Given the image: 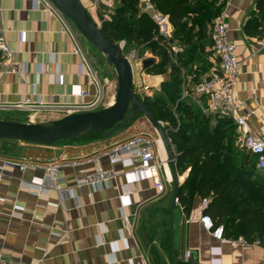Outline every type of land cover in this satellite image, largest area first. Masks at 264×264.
I'll return each mask as SVG.
<instances>
[{"label": "crops", "instance_id": "0c3cea01", "mask_svg": "<svg viewBox=\"0 0 264 264\" xmlns=\"http://www.w3.org/2000/svg\"><path fill=\"white\" fill-rule=\"evenodd\" d=\"M222 1L228 36L242 62L236 101L251 130L264 140V48L258 44L264 38V0ZM78 2L99 27L111 19L118 5V0ZM74 28L50 0H41L38 9L32 0H0V33L15 52L12 68L0 66V113L13 111L14 105L28 97L34 101L40 97L45 107L38 110L63 113V117L89 112L82 106L92 104L99 93L90 77L80 74L81 65L86 67L85 55L83 50L81 55L75 54L82 35ZM176 48L180 51L179 46ZM207 48L212 54L208 58L212 66L206 76L220 68L211 42ZM0 58L1 61V53ZM167 76L146 73L144 81L158 93ZM188 81L190 77L186 86L191 88ZM79 90L88 96H74ZM202 99L206 104L207 98ZM138 135L152 137L157 157L167 159L155 128L143 115L130 125L89 139L81 137L53 146L11 143L15 144L9 145L14 156H0V264H175L170 166L161 171L166 190L160 193L149 173L135 169L138 162L112 166L105 156L107 151ZM97 156L100 160L95 165ZM56 161L75 164L59 173L62 188H74L75 198L66 190H43L37 184L45 179L43 169L21 171L17 167L44 166ZM96 168L114 170L116 175L96 189L76 186L78 178L92 174ZM178 176L182 184L184 179ZM203 214L199 197L189 214L177 204L173 231L178 261L186 262L185 254L190 251V264H264L262 243L247 242L235 230L226 233L224 242L217 241L201 223ZM123 216L129 217V223Z\"/></svg>", "mask_w": 264, "mask_h": 264}, {"label": "trees", "instance_id": "16d2710c", "mask_svg": "<svg viewBox=\"0 0 264 264\" xmlns=\"http://www.w3.org/2000/svg\"><path fill=\"white\" fill-rule=\"evenodd\" d=\"M216 1L206 5L205 1L195 0H153L155 7L170 17L174 28L173 45L180 47L177 54L170 53L159 40L150 42V33L157 29L150 16L139 11L138 0H118L111 19L103 22L101 30L118 47L121 41H126L130 47L147 39L159 61L146 73L168 75L157 95L141 101L164 124L168 138L176 147L178 174L186 162L194 160L179 192V205L184 213L191 212L196 197L209 200L204 215L212 218L215 227L223 226L225 235L235 230L247 242L259 241L264 245V172L258 169L257 158L240 146L238 128L232 119L208 117L191 97L182 98L187 77L191 78L188 84L190 82L193 93L212 66L208 59L212 54L206 51L207 42H211L210 31L225 6L224 3L215 9ZM198 15H202V19L197 20ZM165 98L175 104L173 111ZM141 115L138 112L132 122ZM119 126L121 124L108 132ZM105 132L82 137H97Z\"/></svg>", "mask_w": 264, "mask_h": 264}, {"label": "built area", "instance_id": "2783aa9c", "mask_svg": "<svg viewBox=\"0 0 264 264\" xmlns=\"http://www.w3.org/2000/svg\"><path fill=\"white\" fill-rule=\"evenodd\" d=\"M32 1L35 7L38 9L41 0ZM141 12L148 14L152 19L158 33L157 40L160 41L161 45L169 49L170 53L172 52V54H177L179 50L175 45H173L174 28L171 23L170 17L160 12L155 7L153 0H142ZM67 31H69V28H67ZM228 33V23L224 15H221L216 20L210 31L212 47L219 58L220 68L219 70L217 69L212 71L210 75L205 76L202 81L194 87L193 93L188 91L186 83L183 88L182 98L185 99L191 97L199 106L203 114L208 117L232 119L238 128L240 146L246 153L257 158V167L260 171L264 172V140L259 138L251 130V127L247 121V117L243 115L240 106L236 101V92L238 90L242 75V62L238 58L237 47L229 39ZM258 44L260 47L264 48V38H262ZM119 48L123 56L129 61L131 65L133 72V90L135 95L138 96L141 100L145 98H151L152 87L144 81L146 72L143 70L142 64L143 61L147 59L153 58L156 60V63L159 61V59L151 53H146L142 57H140V55H138L135 51L127 53L125 42L120 43ZM0 53L2 55L0 66L6 67V70L12 68L15 60V52L10 47L3 32L0 33ZM75 54L81 55V50L77 48ZM83 60L86 67L84 68V66L81 65L80 74L84 72L87 76L90 77L93 85L97 86L93 72L88 65V61L85 56ZM74 96L87 97L88 93L79 90L75 92ZM204 97L207 98L206 104H204V101L202 99ZM99 101L100 97L97 96L96 100L92 104L82 106V108L92 111L96 109ZM44 107L45 105L41 101L40 97H38L36 101H34L31 97H28L23 103L14 105V108L19 110L41 109ZM160 123L162 124V126H164L162 122ZM155 148L156 141L152 137L147 135H138L107 151L105 153V156L108 157L112 166H115L117 163L134 165L136 162H138V166H135V169L144 173H149L154 179L156 188L160 193H164L166 190V181L161 175V171L164 168L168 167L169 164L167 163L166 159L160 160L157 157ZM99 160L100 156H97L94 159L95 165L98 164ZM71 165L75 164L67 161H56L47 163L44 166H41L39 164H20L17 165V167L21 171H25L26 169L31 167L43 169L45 171V179L38 181L37 184L43 190L53 188L58 192H62L66 189L62 188L63 183L59 179V173L63 169ZM115 175L116 172L114 170L105 172L100 168H96L92 174L78 178L76 186L79 188L83 186H93L94 189H96V187H100L105 183H108L112 178L115 177ZM66 191L72 197H76L74 188H69ZM78 206L80 207V205ZM208 206L209 200H203V211L206 210ZM123 218L127 223H129L130 219L128 216H123ZM200 221L205 229L209 231L217 241H225V230L223 226L215 227L212 218L204 214L201 217ZM64 238L65 237H63V239ZM191 257L192 253L190 251H187L185 254V261L189 262L191 260ZM1 264L7 263L1 261ZM211 264L217 263L213 262Z\"/></svg>", "mask_w": 264, "mask_h": 264}, {"label": "water", "instance_id": "95a60500", "mask_svg": "<svg viewBox=\"0 0 264 264\" xmlns=\"http://www.w3.org/2000/svg\"><path fill=\"white\" fill-rule=\"evenodd\" d=\"M57 11L68 19L75 28L108 60L118 76V93L115 102L100 111H89L71 114L61 120L29 124L9 122L0 119V140H14L42 146H53L64 140L77 139L99 132L111 131L118 124L130 125L138 112L146 117L155 128L165 149L167 163L170 166L174 193L170 207L172 257L175 264H180L174 248V211L179 201L182 184L176 169L174 149L162 124L154 117L133 90V72L129 61L123 56L120 48L112 43L97 26L78 0H51ZM156 60L143 61V70L148 71Z\"/></svg>", "mask_w": 264, "mask_h": 264}, {"label": "rangeland", "instance_id": "374dc122", "mask_svg": "<svg viewBox=\"0 0 264 264\" xmlns=\"http://www.w3.org/2000/svg\"><path fill=\"white\" fill-rule=\"evenodd\" d=\"M195 1H199V2L205 1L206 5H207L211 2H214L215 0H195ZM138 2H139L138 5L140 6L141 5L140 0H138ZM223 4H224V2L222 0H218V1H216L214 8L218 9V8L222 7ZM139 11L141 12L140 7H139ZM137 17L138 16H136V18ZM128 18H130L129 15H128ZM196 19L197 20L202 19V15H198L196 17ZM215 20H216V17L212 19V24ZM189 25L191 26L192 22L189 23ZM74 31L76 33H78V35L81 34L76 29ZM150 35L152 36L150 42H152V40L156 42L157 38H158V33L154 30L153 32L150 33ZM173 36H174V34H173ZM79 39L80 40H79L78 44L80 46V50H83L82 52L84 53L85 58L88 61V65L90 66V68L93 72L94 78L96 80V83H97V88H98V93H99L98 96L100 97V101H99L98 106L96 107V109H97L96 111L106 109V108L110 107L116 100V96L118 93V86H119L117 73H116L114 67L108 63L107 58L102 53H100L83 35L79 36ZM146 40H143V42L141 44L133 43L130 47L127 46L126 41H121L120 43L125 42L127 53H131V52L135 51L138 55H140V57H142L146 53L153 54L152 49H151L149 43L146 42ZM207 43H210V41ZM207 49L208 48H206V51H207ZM167 78H168V76H167ZM149 82L151 84L152 79H149ZM187 88H188V86H187ZM188 91H191V88H188ZM155 95H157V92L155 90H153L152 91V98ZM165 102L167 105H169V107L171 106L170 110L173 111L172 106L173 105L175 106V104H172L170 102V100H168V98H165ZM176 108H177V105H176V107H174V109H176ZM15 110L16 109H14L13 111L6 112V113H0V117L2 118V120L9 121V122L43 124V123H50V122L58 121V119L61 120V117L65 116V114H63V113L62 114H54L48 110H38V109H27V110L24 109L22 111H15ZM63 118H65V117H63ZM122 125L123 124H121V126ZM121 126H119V127H121ZM106 133H109V132H105L104 134H106ZM104 134H102V135H104ZM66 141H68V140H64L61 142H66ZM61 142H59V143H61ZM11 143H18V141L0 140V156H4V157L14 156V154H15L14 149L9 145H15V144H11ZM173 149H174V153L176 154L177 153L176 147L173 146ZM193 161L194 160H192L191 162H186L181 167V170H179L180 177L182 179H184V182L182 183V185L185 183V181L187 180V178L191 172Z\"/></svg>", "mask_w": 264, "mask_h": 264}, {"label": "bare ground", "instance_id": "6f19581e", "mask_svg": "<svg viewBox=\"0 0 264 264\" xmlns=\"http://www.w3.org/2000/svg\"><path fill=\"white\" fill-rule=\"evenodd\" d=\"M112 102V101H111Z\"/></svg>", "mask_w": 264, "mask_h": 264}]
</instances>
